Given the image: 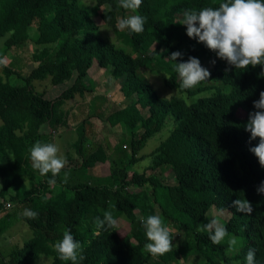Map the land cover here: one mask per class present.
I'll list each match as a JSON object with an SVG mask.
<instances>
[{"label":"trees","instance_id":"obj_1","mask_svg":"<svg viewBox=\"0 0 264 264\" xmlns=\"http://www.w3.org/2000/svg\"><path fill=\"white\" fill-rule=\"evenodd\" d=\"M219 2L142 0L138 9L125 10L118 6L119 0H96L91 7L78 0H0V60L30 40L36 45L37 64L27 76L0 64V159L10 161L0 169V198L13 203L10 210L15 211L4 213L10 223L23 221L33 231L32 238L8 258L0 253V264H35L41 256L51 257V264H72L61 260L53 247L68 229L82 244L84 259L78 264H179L182 259L183 264H247L249 248L256 251L255 264H264V195L257 193L264 167L249 150L259 139L250 144L244 127L264 91L260 76L264 66L226 71L227 62L217 58L209 81L183 90L173 70L175 62L167 60L176 51L182 53V61L210 57L209 49L189 38L186 26L179 23L185 9L216 7ZM129 15L146 17L143 32L117 29L118 19ZM94 17L114 32L115 43L98 35ZM95 64L111 72L121 83L123 97L131 101L125 108L114 105L101 116L109 129L125 126L131 134L129 144L117 139L112 143L113 137L89 142L94 139L87 134L84 119L76 127L73 144L79 163L62 169L50 186L51 173L41 176L32 168L29 149L37 141L51 143L41 132L44 125L66 124L69 112L61 117L55 104L84 101L93 91L89 71ZM143 70L165 75L164 85L180 96L160 97ZM74 75L73 84L56 101L34 86L47 79L59 86ZM14 76L23 84H14ZM169 119L172 129L151 153V164L143 172L134 171L147 141ZM107 162L111 169L106 177L89 176L94 165ZM163 168L172 182L156 174ZM24 177L29 181L26 187ZM132 188L139 192H131ZM12 190L15 202L6 200ZM238 198L251 203V214L233 207ZM211 208L231 210L223 224L228 236L219 244L201 230L209 223ZM26 209L37 217L25 216ZM105 211L116 219L125 216L132 231L126 235L117 227L97 231L95 218H103ZM149 215H160L178 230L181 239L171 233L172 251L156 256L144 251L148 241L141 218ZM233 237L237 245L229 251L228 240Z\"/></svg>","mask_w":264,"mask_h":264},{"label":"clouds","instance_id":"obj_2","mask_svg":"<svg viewBox=\"0 0 264 264\" xmlns=\"http://www.w3.org/2000/svg\"><path fill=\"white\" fill-rule=\"evenodd\" d=\"M142 4V0H119L118 6L125 10H136ZM146 17L141 15H129L127 18H119L116 24L118 30H130L133 33L144 31ZM186 26V34L189 38L197 40L216 56L226 61L229 69H248L264 66V0H220L218 6H205L196 9H185L180 21ZM182 53H171L167 60L174 61L173 70L178 73L179 89L188 90L195 88L201 82L209 81L211 73L201 65L196 57H189L187 61L181 60ZM178 60L181 62L177 63ZM4 61L0 60V64ZM215 63V61H213ZM264 77V72L260 73ZM177 90V89H176ZM256 111L249 114L245 131L250 133V141L259 139V143L249 148L250 152L258 159L261 167H264V91L259 94V99L254 101ZM60 149L54 143H42L37 141L30 149L32 168L41 176L51 173L52 179L48 180L50 186L56 184V177L67 164L66 157L59 155ZM147 163V162H145ZM68 173L64 174L63 182L67 183ZM25 187L29 181L24 177ZM145 187H149L145 185ZM257 193L264 195V182L257 187ZM233 207L240 213L251 214L253 207L247 199H236ZM224 210H217L207 225H202L201 230L207 231L213 244H219L228 236L227 229L218 217L223 216ZM24 215L35 219L38 213L26 209ZM145 230L147 243L144 251L156 256L164 255L172 251L173 240L171 230L165 225L160 215H149L141 218ZM97 231L118 227V221L111 211H105L103 218H95ZM229 251L235 249L236 238L228 240ZM54 249L63 261H71L78 264L84 256L82 244L75 239L70 229L63 232L62 239L54 244ZM256 251L249 248L246 254L247 264H255ZM183 260V259H182ZM181 260V261H182Z\"/></svg>","mask_w":264,"mask_h":264},{"label":"rangeland","instance_id":"obj_3","mask_svg":"<svg viewBox=\"0 0 264 264\" xmlns=\"http://www.w3.org/2000/svg\"><path fill=\"white\" fill-rule=\"evenodd\" d=\"M82 2L85 6L91 7L95 4L96 0H78ZM104 7L102 8V10ZM94 20L97 25H99V30L97 31L99 36H102L104 38H107L110 42H114L116 40V37L114 35V32L107 26L103 25L102 20L99 17H94ZM3 43V40H0V45ZM36 49V45L28 40L26 43L23 44V46L20 49L10 51L5 57H3L4 65L12 67L16 71H20V73L23 76H27L31 70L37 65L34 60V52ZM209 55L210 57L206 58H199L201 65L208 69L210 72L214 68L213 61H216L218 58L215 53L209 50ZM90 76L89 79H92L93 87H92V92L86 94V102L81 101V105L77 104L80 102V100H77L78 102L73 103V101H68L63 105H57L55 104V107L61 108L59 111V114L61 117L64 115L66 112V109L69 107H72L73 103V109L75 111H79V113L84 117V115L87 114L89 117L83 118L85 120L88 119V122L90 123L91 127H93L94 134L96 135V139L94 140H89V142H101L107 137L110 139L113 137V139H117L119 142H123L125 144H129V137L130 133L127 131V128L125 126H122V128H112L107 127L106 125L103 124V120L101 116H106L111 110V108L114 105H117L121 108H125L128 105L131 104V101L129 99H125L123 97V94L120 90L121 83L116 82L114 78L112 77V74L109 70H104L99 68L96 64L92 67V69L89 71ZM142 73L147 77L153 88L156 90L157 94L162 97V98H170L172 96H178L179 93L178 91L172 90L167 88L164 85L163 79L165 75H163V78L161 75H156L153 74L149 70H143ZM1 69H0V75H1ZM178 74V73H177ZM76 75L73 76V78L59 86H52L50 83V79H47L45 81H35L34 86L37 91L39 92H44L45 98L50 99V100H57L58 96L62 94L66 89H68L74 82ZM12 82L14 84H23L21 80H19L17 77H13ZM180 96V95H179ZM183 96V95H181ZM79 99V98H78ZM188 102V101H187ZM79 108V109H78ZM85 108V111L84 110ZM78 109V110H77ZM148 113L145 112V116H147ZM74 120V119H72ZM79 121L82 120V118L79 117ZM83 121V120H82ZM173 120L169 119V121L166 123V127L158 134L154 135L152 138H150L144 148L141 150L139 156L142 158L141 161H139L135 166L133 167L134 171L137 172H143L144 169L151 164L152 157L151 153L160 145V143L164 140L167 139L169 136L170 129H172V124ZM75 124V123H73ZM72 124V125H73ZM48 128V125H45L42 129V133L48 134V131L46 129ZM58 128L57 134L52 133L51 135H54V138H50V142L58 145L60 152L59 155L62 156H67L71 159V161H67L66 166L68 167L69 165L74 166L78 162V160H75L76 157L78 156L75 153V150L73 149V144L77 140V132L75 129H70V128H64L62 125L61 126H56ZM89 130V129H88ZM52 131V130H51ZM92 131V129H91ZM45 134V135H46ZM88 134V132H87ZM93 141V142H92ZM75 160V161H74ZM147 162V163H145ZM10 161L6 158H1L0 159V169L6 168L9 165ZM105 166V169L110 172V164L107 162ZM109 167V168H108ZM68 168H73V167H68ZM109 169V170H108ZM162 170V169H161ZM157 170L156 174L159 177L165 178L167 181L172 182L173 178L171 175H167L163 170ZM161 171V172H160ZM104 171L99 170L98 175H102ZM107 173V174H108ZM89 176H92L94 179H97L96 177L93 176L92 172H89ZM1 180H0V190H1ZM131 192H136L138 193L139 190L132 188ZM14 190L10 192L6 196V200L13 198V202H15ZM15 211V209L9 210L8 213L12 214ZM217 210L215 208H211L209 213L207 214V220L210 222V219L212 218L213 214ZM231 210H227L226 212L223 213V216L218 217L221 220V223L224 224L230 215ZM11 219L9 217L7 218L6 216H2V219L0 221V253L8 258L10 253L20 247L23 246L27 241H29L32 236H33V231L23 222H14L13 224L10 223ZM118 230L121 235H126L132 231V225L129 222V220L125 216L118 217ZM165 223V222H164ZM166 226H168L171 230V233L175 234V239H181L178 236V230L174 228L171 225H168L165 223ZM178 243L176 242V245ZM175 247V245H174ZM157 259L155 258L153 260V263H157ZM52 263V258L49 256H41L38 261L35 262V264H51ZM179 264H183V261H180ZM195 264H203L201 262H197Z\"/></svg>","mask_w":264,"mask_h":264},{"label":"crops","instance_id":"obj_4","mask_svg":"<svg viewBox=\"0 0 264 264\" xmlns=\"http://www.w3.org/2000/svg\"><path fill=\"white\" fill-rule=\"evenodd\" d=\"M75 102H78V101H76V100H73V103H75ZM85 102H86V100H85ZM73 103H72V107L71 108H67L66 110L69 112L68 113V118H66V124L63 126L64 128H70V129H75L76 130V127H77V125H79V123H81L82 122V120H84L83 118H87V117H89V115L87 116V114L86 115H84V117L79 113V111H75V109H73ZM87 103V102H86ZM77 104H79V106L82 104L81 102H78ZM79 109V108H78ZM77 109V110H78ZM84 112H86L85 111V108H84V110H83ZM87 116V117H86ZM79 117L80 118H82V120L81 121H79L78 119H79ZM72 119H74V120H72ZM73 123H75V124H73ZM73 124V125H72ZM86 125H87V132H88V135H89V137L91 138V139H96V135L94 134V129H93V127H91V125H90V123L88 122V119L86 120ZM45 126V125H44ZM43 126V127H44ZM42 127V128H43ZM41 128V129H42ZM89 129V130H88ZM91 129H92V131H91ZM52 130V131H51ZM46 131H48V134H46V136H49V137H52V138H54V135H51V132L52 133H56L57 134V131H58V128H56V127H52V126H50V125H48V128L46 129ZM77 132V131H76ZM44 134V133H43ZM44 134V135H45ZM104 139V138H103ZM111 142L112 143H114L115 141H114V139L112 138L111 139ZM73 146V145H72ZM66 159H67V161H71V159L67 156V153H66ZM75 160H78V158L76 157V159ZM74 160V161H75ZM78 162H79V160H78ZM105 166L106 165H104V164H96V165H94L91 169H90V171L92 172V174H93V176L94 177H96V178H104V177H106L109 173H108V171L105 169ZM65 167H67V166H65ZM68 167H73V166H71V165H69ZM109 168V167H108ZM99 170L101 171L102 170V172L104 171V173H102V175L100 174V175H98L99 174ZM109 170V169H108ZM108 173V174H107ZM0 201H1V198H0Z\"/></svg>","mask_w":264,"mask_h":264},{"label":"built area","instance_id":"obj_5","mask_svg":"<svg viewBox=\"0 0 264 264\" xmlns=\"http://www.w3.org/2000/svg\"><path fill=\"white\" fill-rule=\"evenodd\" d=\"M12 207L13 203L11 201H0V221L5 211L10 210Z\"/></svg>","mask_w":264,"mask_h":264}]
</instances>
